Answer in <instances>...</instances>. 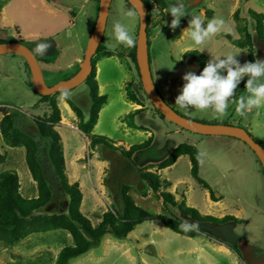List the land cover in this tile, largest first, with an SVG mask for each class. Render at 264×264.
<instances>
[{
	"label": "rangeland",
	"instance_id": "1",
	"mask_svg": "<svg viewBox=\"0 0 264 264\" xmlns=\"http://www.w3.org/2000/svg\"><path fill=\"white\" fill-rule=\"evenodd\" d=\"M102 0H0V39L7 42L24 41V44L39 60L42 54L34 52L36 43L49 40L52 47L45 57L52 68L40 63L46 82L51 85L72 78L80 70L76 59H84L88 42L98 20ZM167 10L173 0H166ZM135 8L127 0H112L103 45L111 56L102 58L98 64V85L108 102L102 116L100 131L116 144L127 150L153 137V146L148 152L138 153L131 159L121 151L103 146L92 149L90 139L79 130L58 127L64 145V156L71 184L78 183L84 195L82 212L94 226L100 223L108 210L119 211L123 202L121 187L130 189L135 203L151 214H165L162 201L155 198L142 173H159L158 164L169 157L181 145L197 148L202 159L200 178L213 193L214 199L221 196L224 208L209 206L205 188L191 174L188 156L174 167L160 172L163 190L175 195L177 201H186L189 207L203 215L222 218L232 216L243 220L242 224H228L219 228L201 227L195 238L186 237L167 229L160 221L139 225L126 239L106 236L101 244L87 254L74 259L70 264H241L237 254L218 253L215 247H236L245 264H264V167L257 154L235 138L203 136L187 131L166 118H161L154 105L142 90V80L136 65L128 57L126 46L115 39L113 25L125 24L130 34L138 41L140 17L128 18L127 10ZM165 14L162 23L151 30L149 52L151 70L156 88L164 101L184 117L207 124L238 126L257 136L264 146V104L259 109L236 112L241 95V83L230 99L225 114L217 116L211 110L181 109L175 99L183 86V75L190 70L185 53H194L205 67L212 56L222 57L227 53L239 54L241 64L249 62L248 51L232 45L223 34L238 40L241 35L234 14L240 11L241 21L249 27L254 38L256 60H264V49L255 38V24L250 13L264 15V0H195L190 4L189 14L181 18L180 25L170 28L173 17ZM191 14L199 15L205 23L215 17L226 22L224 28L203 45H194L187 31ZM247 78V77H245ZM244 78V79H245ZM32 69L26 67L24 58L17 54L0 56V108L19 115L18 124L28 127L36 117L50 114L47 104L35 109L39 96L29 84ZM244 81V80H243ZM56 83V84H57ZM86 85L60 96L74 99ZM135 96L143 110L127 114L129 96ZM58 97V99L60 98ZM130 113V114H131ZM88 115V113H86ZM79 120V119H78ZM241 123L239 126V124ZM151 134V135H149ZM257 139V138H255ZM0 149L5 155L0 164V173L16 171L21 181V193L28 197L25 179L31 172L26 162V151L12 150L0 137ZM33 188V195L36 194ZM185 194V195H184ZM58 201L63 202V198ZM174 215L180 216L176 209ZM73 244L72 236L65 231L33 234L15 246L0 242V264H55L64 247Z\"/></svg>",
	"mask_w": 264,
	"mask_h": 264
},
{
	"label": "trees",
	"instance_id": "2",
	"mask_svg": "<svg viewBox=\"0 0 264 264\" xmlns=\"http://www.w3.org/2000/svg\"><path fill=\"white\" fill-rule=\"evenodd\" d=\"M143 2L148 7V33L150 38L151 30L158 27L165 19L168 3L166 0H143ZM155 9L157 11L154 12ZM250 17L255 24V39L264 44V15L251 12ZM234 19L238 23L240 39L236 40L228 34H223L222 36L235 47L247 50L249 62H255L254 38L250 33L249 27L241 21L240 11L234 14ZM20 42L24 43L23 40H20ZM7 43L9 42L0 39V45ZM126 51L128 57L136 65L141 78L137 63V43L134 48L127 47ZM109 56L111 54L102 43L93 59V72L85 83L91 95L90 106L86 110L82 109L74 102L76 97L69 100V105L79 119V130L90 139V147L92 149L103 146L121 151L125 157L131 159L138 153L148 152L154 141L153 137H150L145 143L133 146L127 150L124 146L117 148L116 144L107 137L94 135L100 112L108 102L107 96L100 95L97 81V64L102 58ZM189 57L196 58L194 53H186L185 61ZM39 62L42 63L44 61L39 60ZM197 62L203 70L204 66L202 63L198 60ZM246 81L247 78L241 84L242 92L245 90ZM56 83L47 84L48 86H53ZM30 87L39 96L38 105L47 104L50 114L46 118H34L32 130L29 131L18 124V114L9 113L7 112L8 110L0 108V114L4 115L0 123V130L7 146L26 150V162L34 181L37 183L38 196L29 199L22 195L20 178L16 171L0 173L1 243L7 246H15L33 234L65 231L72 236L73 244L61 250L55 264H70L74 259L98 247L106 236L110 235L118 240L126 239L139 225L145 222L160 221L167 229L190 238L199 236L201 233L199 229L204 226L219 228L228 224L243 223V220L232 216L217 218L201 214L198 210L189 207L185 200L179 202L174 194L163 190L164 182L160 179L159 174L144 170L146 173L141 171L142 178L149 185L153 196L162 201V209L165 214H151L142 209L130 196V189L121 187L120 198L123 205L120 206L119 211L108 210L104 213L100 223L94 226L91 220L82 212L84 195L80 185L78 183L71 184L70 182L64 156V145L62 137L57 130V126L62 121L58 97L70 94L72 91L57 93L53 96H42L37 93L32 82ZM142 90L144 91L143 86ZM130 99L137 103L138 99L135 96H130ZM142 111L137 110L134 113ZM134 113L129 114V117H132ZM157 113L161 118H165L158 111ZM255 140L263 145L259 140ZM183 156L190 158L192 165L191 174L194 179L202 187L208 189L200 178L202 156L194 146L181 145L175 148L168 158L158 164V170H165L174 166ZM5 159V155L0 150V164L4 163ZM59 198L68 201L69 206L66 212H47V207ZM172 209H176L180 216L174 215L171 212ZM181 223L193 224L195 227L185 232L180 228ZM230 248L240 256L236 247Z\"/></svg>",
	"mask_w": 264,
	"mask_h": 264
},
{
	"label": "clouds",
	"instance_id": "3",
	"mask_svg": "<svg viewBox=\"0 0 264 264\" xmlns=\"http://www.w3.org/2000/svg\"><path fill=\"white\" fill-rule=\"evenodd\" d=\"M195 0H173L171 7L167 10L173 19L170 28L175 30L181 22V18L188 15L190 4ZM137 3V0H133ZM157 9L154 10V12ZM137 12L140 17L142 10H127L125 15L135 19ZM189 27L185 30L194 45H203L213 35L225 27L223 19L211 18L207 23L196 14H191ZM97 30L103 32L104 27L99 23ZM115 39L128 48L136 46V39L130 34L129 28L120 22L113 25ZM52 47L49 40H41L36 43L34 52L46 54ZM239 54L227 53L222 57L212 56L200 74L188 70L182 77L184 83L180 88V94L175 99V105L181 109L211 110L214 115L220 116L229 108L230 99L235 96L238 85L247 77L245 89L247 96L241 95L237 102L236 112L245 115L247 111L259 109L264 104V60L257 59L255 62H241L237 59ZM195 225L181 223L180 228L187 232Z\"/></svg>",
	"mask_w": 264,
	"mask_h": 264
},
{
	"label": "water",
	"instance_id": "4",
	"mask_svg": "<svg viewBox=\"0 0 264 264\" xmlns=\"http://www.w3.org/2000/svg\"><path fill=\"white\" fill-rule=\"evenodd\" d=\"M127 1L135 8V10H137L138 6L140 10H142L141 17L137 12L140 17V30L137 41V63L144 91L156 110L169 121L192 133L203 136L230 137L245 142L257 154L264 167V146L258 143L247 130L228 124H207L188 119L164 101L156 88L151 70L148 33V7L143 0H137V3L135 4L133 3V0ZM111 3L112 0L101 1L98 20L94 32L88 42L84 62L81 64L78 73L68 80L58 82L53 86H48L39 60L23 43L10 42L0 45V56L6 54H17L25 57L32 69V83L37 93L42 96H53L57 93L73 91L74 89L84 85L93 72V59L98 51V48L103 43ZM99 23L104 27L103 32L97 30V25ZM187 65L197 74H200L202 71L199 63L194 57H189L187 59ZM74 102L82 109L86 110L91 104V95L89 90L86 89L83 93L78 95L74 99ZM68 206L69 203L67 200H64L63 202L56 200L47 207L46 211H58L60 213H64L68 209Z\"/></svg>",
	"mask_w": 264,
	"mask_h": 264
},
{
	"label": "crops",
	"instance_id": "5",
	"mask_svg": "<svg viewBox=\"0 0 264 264\" xmlns=\"http://www.w3.org/2000/svg\"><path fill=\"white\" fill-rule=\"evenodd\" d=\"M3 17H4V13L2 12V13H0V21H1V19H3ZM262 48L261 49H264V44L263 43H261V45H260ZM186 54V53H185ZM21 56V55H20ZM255 56H256V54H255ZM21 57H23V56H21ZM39 60H41V61H44V62H48V63H46V66H48V67H50V69L52 68V63L50 62V60L49 59H47V57H45V54H43V56H42V58L41 59H39ZM24 61H25V64H26V67L28 68V69H30V66H29V64H28V62L25 60V58H24ZM84 62V59H80V58H77L76 59V63L77 64H79V66H81V64ZM52 64V65H51ZM98 73H99V69H97V80H98ZM243 82V81H242ZM31 83V81H29V84ZM242 84V83H241ZM99 91H100V95H102V92H101V88H99ZM78 95H80V93L79 94H74V98L75 97H77ZM129 96V95H128ZM129 99H130V96L128 97ZM69 100L70 99H67V98H65V97H60L59 99H58V104H59V108H60V110H61V117H62V121H61V124L59 125V126H57V129H58V127H61V128H65V129H75V130H78V124H79V120H78V118H77V116H76V114L74 113V111L72 110V108H71V106L69 105ZM38 103H39V101H38ZM38 103H36V105H35V109H41L42 107H43V105H38ZM142 108V106L141 105H138V104H136V103H134L133 101H131V99H130V105H129V110H128V112H127V114H130L131 113V111L133 110H138V109H141ZM105 109L106 108H103L102 110H101V112H100V117H99V121H98V124L96 125V127H95V129H94V133H97V134H100V135H105V133H103L102 131H100V127H101V123H102V116H103V114H104V112H105ZM3 118H4V115L3 114H0V123H1V121L3 120ZM224 124H229V123H224ZM237 124H239V126H242V125H240L241 123H237ZM149 135H151V134H149ZM0 137H2L3 138V136H2V134H1V130H0ZM255 138H257V140H259L260 141V139L256 136ZM234 139V138H233ZM236 142H238V141H240V143H243V144H245V142H243V141H241V140H238V139H236L235 140ZM239 143V142H238ZM153 144L154 143H152V145H151V149H152V146H153ZM246 145V144H245ZM18 149H20V148H12V150H16V151H19ZM1 150V149H0ZM26 151V150H25ZM2 152V151H1ZM26 153V152H25ZM186 156H183V157H181L178 161H177V163L176 164H178L183 158H185ZM175 164V165H176ZM174 165V166H175ZM174 166H172V167H174ZM191 168H192V165H191ZM161 171H163V170H161ZM160 171V172H161ZM160 172L159 173H157V174H160ZM32 175V174H31ZM20 178V177H19ZM24 183H25V191H26V193L28 194V197H26V198H29V199H31V198H36L37 196H38V189H37V183L34 181V179H33V176H30V178L29 177H27V179H25V181H24ZM20 186H21V181H20ZM34 187H36V189H37V191H36V194H35V196H32L33 195V188ZM21 189V188H20ZM185 195V194H184ZM205 195H206V201H207V203L209 204V206L211 207V206H214V207H218V208H220V209H223L224 208V203L221 201V199H222V197L221 196H218V199H214V195H213V193L209 190V189H205ZM202 233V232H201ZM225 245H223V244H221V245H219V247H215V251H217L218 253H221V254H225V255H227V256H232V250H231V248L230 247H224ZM235 253V252H234ZM236 254V253H235ZM238 255V254H237ZM238 257H239V259H240V263L241 264H245V262H244V260L238 255ZM236 264V263H235ZM237 264H238V262H237Z\"/></svg>",
	"mask_w": 264,
	"mask_h": 264
},
{
	"label": "flooded vegetation",
	"instance_id": "6",
	"mask_svg": "<svg viewBox=\"0 0 264 264\" xmlns=\"http://www.w3.org/2000/svg\"><path fill=\"white\" fill-rule=\"evenodd\" d=\"M18 42V41H17ZM20 42V41H19ZM20 43H22V42H20ZM24 44V43H23ZM86 89H87V87H86ZM22 128H24V129H26V130H29V131H31L32 130V127L31 126H28V127H24V126H21Z\"/></svg>",
	"mask_w": 264,
	"mask_h": 264
}]
</instances>
